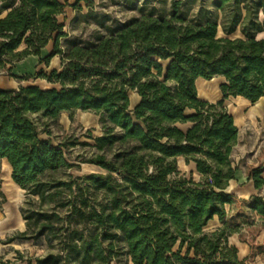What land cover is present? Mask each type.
<instances>
[{"label": "trees", "instance_id": "obj_1", "mask_svg": "<svg viewBox=\"0 0 264 264\" xmlns=\"http://www.w3.org/2000/svg\"><path fill=\"white\" fill-rule=\"evenodd\" d=\"M81 1L94 6L92 0H0V70L25 81L33 76L12 70L27 58L49 67L59 57L62 65L36 75L50 89L0 88V160L26 197V230L6 243L43 240L49 247L45 256L27 259L16 251L15 259L119 264L124 253L130 264H251L264 254V240L258 241L264 198L242 199L229 189L238 172L232 154L239 128L225 104L264 98V39L257 38L264 0H215L220 22L207 9L190 17L182 0L172 2L169 14L126 20L90 14L98 31L89 41L69 32L76 16L65 19ZM215 78L224 80L222 99L201 100L196 81ZM132 94L139 98L134 106ZM78 110L99 117L103 134L88 135L99 154L84 163L106 174L58 179L55 174L76 167L70 145L42 140L30 115L56 122ZM179 158L195 165L199 182L180 177ZM258 161L246 177L261 190L264 148ZM92 193H103L106 204L95 205ZM233 235L249 245L247 259L230 243Z\"/></svg>", "mask_w": 264, "mask_h": 264}, {"label": "rangeland", "instance_id": "obj_2", "mask_svg": "<svg viewBox=\"0 0 264 264\" xmlns=\"http://www.w3.org/2000/svg\"><path fill=\"white\" fill-rule=\"evenodd\" d=\"M76 0H66L70 4H74ZM99 2L98 0H96ZM104 8L100 6L88 7L86 1H81L76 10L68 9L66 20L73 19L76 16L77 21L70 25L69 32L74 38H81L84 41L92 39L93 35L98 31V24L93 18L87 19L90 14L97 15L99 18L105 14H109L115 18L119 17L121 7L110 6V1L105 0ZM110 12V13H108ZM113 14V15H112ZM0 15V18L4 17ZM117 16V17H116ZM164 66L168 63L162 62ZM8 65L7 68H10ZM53 69L61 71L62 65L59 57L52 60L49 67L39 64V59L30 57L15 65L12 74L16 76H33L29 80H19L12 77L7 70H2L5 74L0 76V88L2 89H17L21 86H40L43 89H50L53 87L49 82L36 78V75L41 70L51 72ZM222 78H215L212 81L199 83L198 94L201 100H214V98H222L220 85L223 83ZM202 93H201V92ZM136 97H132V106L136 103ZM217 103V102H216ZM230 109L237 113V122L240 126L239 140L234 148L232 154V162L238 168L237 179L243 181V174L247 171L248 166L258 164V156L264 148V112L261 113L259 109L262 103L257 105H243L240 100H231ZM253 110L255 117H249V113ZM31 119L37 124L40 137L42 140H51L54 146H59L61 143H68L70 145L67 151V156L72 164L76 167L66 169L55 174L58 179L70 180V178H83L91 174H106L102 169L84 163L88 159L96 157L99 152L94 148V143L88 138L89 134L100 136L103 134L102 127L99 123V117L91 112L75 111L72 116L69 113H63L56 122L42 120L39 115H30ZM183 128H186L184 126ZM88 145H82V144ZM74 144V145H73ZM180 177L193 179L196 182L201 180V175L197 173L193 163L187 164L183 158L177 161ZM264 166V163H263ZM0 178L3 180L2 189L0 190V214L3 208H7L11 212L12 218L16 228L19 226L18 211L25 200L21 193L13 187L9 178V171L7 167L0 162ZM92 197L97 200V204H106V196L103 193H92ZM51 208V205H47ZM53 206V205H52ZM27 209L29 205L26 206ZM17 232V231H16ZM16 232L14 234H16ZM8 239V238H7ZM54 244H57L54 243ZM5 250V249H3ZM27 257L45 256L49 252V247L42 240L37 245H29V249H22ZM16 252H12L15 254ZM11 254V253H10ZM11 259V256H9ZM15 258V257H14ZM5 259V257H4ZM119 264H130L124 253L119 258Z\"/></svg>", "mask_w": 264, "mask_h": 264}, {"label": "crops", "instance_id": "obj_3", "mask_svg": "<svg viewBox=\"0 0 264 264\" xmlns=\"http://www.w3.org/2000/svg\"><path fill=\"white\" fill-rule=\"evenodd\" d=\"M63 1H66V0H63ZM92 1L94 2L96 6L98 7L100 6V8H104L106 6V4H104L105 0H98L99 2H97L96 0H92ZM109 1H110V6H120L121 7L120 14H118L119 17L117 16L116 17L122 20H126L132 17L140 16L142 12L144 13L154 12L156 15L169 14L171 12L172 2L174 0H109ZM182 1L184 2V7L182 10L188 13L190 17H195L199 14V12L202 9H207L213 12V15L218 18L219 22L222 18V13L218 12L216 8L214 7L215 0H182ZM69 22L70 20H68V23ZM68 27H70V24H68ZM236 36L239 37L240 34L238 33ZM257 38L264 39V32L258 34ZM203 82H207V81L203 79H198L196 81V85L198 86L199 83H203ZM133 96L136 97L137 99L136 103H138L139 101L138 96L136 94H132L131 97ZM221 99L222 98L217 97V98H214V100L205 99L204 101H208L210 103H216L220 101ZM231 100H234V101L240 100L243 103V105H252V109H253V104L244 100L241 97L231 98L225 104L228 111L234 116L235 123L239 128V134H240V126H239V123L237 122V113L233 112L230 109ZM259 103H262V107L259 109V111L263 113L264 112V98H262L257 104ZM249 114H250L249 117H255V114H253V110ZM0 162L2 163L3 166L7 167L9 171V178H10L11 184L13 185L15 189H17L21 193L23 199L25 200L26 198L25 191L22 190L18 185H16L13 182L12 170L7 160L1 159ZM1 189H2V184H1L0 190ZM229 189L230 191L234 192L239 198H242V199H249L250 197L254 195L261 196L264 198V187L261 190H257L254 186V183L247 179L246 172L243 174V181H238V179L236 178V180L231 182ZM22 206L23 204L21 205L18 211V215L20 219L18 228H16L14 224V219L12 218L11 212H8L7 208L1 209L3 213L0 214V256L3 257V262L5 264L7 261H11L10 264H26L25 262L17 261L14 258L16 257V253L12 254V252L20 251L23 255H25L22 252L23 251L22 249L24 250L29 249V245H33L31 242H16L13 244L6 243L7 238L8 239L12 238L17 233L24 232L26 230L25 221L23 220L22 213H21ZM15 232L16 234H14ZM263 240H264V231L258 237L259 242H263ZM230 243L238 248L240 260H245L250 256L249 245L241 242L238 235H233L230 238ZM9 256H11V259L9 258ZM25 258L27 259V256ZM251 264H264V254L258 255L255 261L252 262Z\"/></svg>", "mask_w": 264, "mask_h": 264}, {"label": "water", "instance_id": "obj_4", "mask_svg": "<svg viewBox=\"0 0 264 264\" xmlns=\"http://www.w3.org/2000/svg\"><path fill=\"white\" fill-rule=\"evenodd\" d=\"M5 74V72H3L2 70H0V76Z\"/></svg>", "mask_w": 264, "mask_h": 264}, {"label": "bare ground", "instance_id": "obj_5", "mask_svg": "<svg viewBox=\"0 0 264 264\" xmlns=\"http://www.w3.org/2000/svg\"><path fill=\"white\" fill-rule=\"evenodd\" d=\"M201 92V91H200ZM202 93V92H201Z\"/></svg>", "mask_w": 264, "mask_h": 264}]
</instances>
